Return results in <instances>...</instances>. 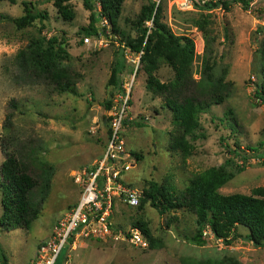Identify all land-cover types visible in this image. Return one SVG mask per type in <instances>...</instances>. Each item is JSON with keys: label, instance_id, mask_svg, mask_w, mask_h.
I'll return each mask as SVG.
<instances>
[{"label": "rangeland", "instance_id": "374dc122", "mask_svg": "<svg viewBox=\"0 0 264 264\" xmlns=\"http://www.w3.org/2000/svg\"><path fill=\"white\" fill-rule=\"evenodd\" d=\"M21 1H29L30 9L44 17L17 27L12 18L23 13ZM176 1L160 0L159 12L173 33L187 34L193 40V57L188 62L191 77L204 79L207 63L211 78L229 81L227 96L199 113L200 126L192 132H202L203 136L187 135L192 145L187 155L168 147L170 112L161 105L160 95L145 88L138 55L122 48L124 35L110 29L108 21L99 17L96 22L97 26L104 25L99 43L81 30L89 13L81 0L63 2L70 12L68 18L60 15L51 0H0V162L4 145L18 156L24 149L30 152V165L38 172L30 196L39 205L37 215L26 227L0 226L5 264H32L41 254L39 245L51 238L53 225L67 215L81 194L82 169L103 153L110 114L123 94L126 121H121L118 130L129 153L128 158L125 156L129 166L121 177L139 190L138 203L129 205L114 196L108 217L110 233L75 238V246L67 252L69 264H232L230 259L233 264H264V245H255L242 236L247 231L245 226L235 225L227 243L203 225V242L196 244L184 238L197 228L192 212L184 207L163 211L147 197L141 200L149 181L171 182L180 189L192 173L226 160L233 174L217 188L219 192L250 193L255 187L264 188V100L255 101L253 93L260 79L264 0L231 2L227 9L194 4L180 8ZM146 2L122 0L117 25L123 34L135 35L133 19ZM91 3L97 11L98 0ZM198 18L204 19V29L197 26ZM85 35L90 37L88 42L82 40ZM52 36L62 38L65 48V53L56 57L58 65L80 74L74 92L49 90L37 79L27 78L16 63L15 53L28 42L45 46V40ZM119 53L123 57L121 90L107 80ZM153 73L160 81L172 76L165 63ZM107 99L111 101L108 108L104 106ZM7 113L9 122L5 124ZM248 146L258 147V151ZM130 151L140 153V158ZM238 165L243 168L238 170ZM135 220L143 223L149 235L133 224ZM131 229H137L139 240L130 239ZM65 254L63 245L55 263L62 264Z\"/></svg>", "mask_w": 264, "mask_h": 264}, {"label": "trees", "instance_id": "16d2710c", "mask_svg": "<svg viewBox=\"0 0 264 264\" xmlns=\"http://www.w3.org/2000/svg\"><path fill=\"white\" fill-rule=\"evenodd\" d=\"M8 1L14 2V0ZM64 1L67 0H51L60 15L68 18L70 12L65 7ZM247 1L200 0V2L194 1L193 4L205 9L213 7L227 9L231 2L246 4ZM21 2L23 13L12 18L17 27L28 24L35 17H44V14L30 9L29 1ZM81 2L89 10L88 21L81 27L84 34L99 35L104 25L97 26L96 22L99 17H103L110 24V29L119 32L121 37L124 35L122 48L127 47L131 53L138 55L140 67L145 73V88L160 95L161 105L170 112L172 126L168 130L167 145L173 150H178L181 155H187L192 146L187 140V135L191 133V138L203 136L202 132H192L200 126L199 113L206 111L211 104L220 103L227 96L229 81L221 77L211 78V74L207 71L210 68L207 63L204 66L206 69L204 79L191 77L188 62L193 57V40L187 34L173 33L167 23L161 19L160 0H147L140 6L133 19L136 31L134 36L123 34L118 28L117 16L122 0H98L97 11L92 8L91 0H81ZM201 18L196 19V24L200 29H204V19ZM45 42V46L37 42H28L25 47L20 48L14 55L17 65L27 78L37 79L49 90L74 92V85L80 74L66 66L58 65L56 61V57L65 53V48L61 45L63 39L52 36ZM260 58V79L253 93L255 97L259 96L264 100V44L260 48ZM160 63H165L172 70V76L165 81H160L153 73ZM122 67L123 57L119 53L107 79L108 83L117 90L118 88L121 90L119 73ZM110 104V99L105 100L106 108ZM227 112L231 113V110L228 109ZM9 115L10 113L5 115V124L9 122ZM123 117L121 121L125 122L126 119ZM135 123L140 125L141 121L136 120ZM230 125L233 127L231 122ZM110 130L109 124L106 127V136L109 135ZM261 144L259 142L257 146L260 147ZM258 147L248 146L252 150ZM5 148L4 145V157L0 162V226L4 229L26 227L39 211V205L36 206L37 203L30 196V190L37 183L38 172L34 170L35 166L30 165L28 150L20 151L18 156L15 150L7 151ZM130 152L136 159L141 156L138 152ZM262 154L264 150L261 151ZM229 167L227 160L216 166L205 167L192 173L180 189H176L171 182L159 184L149 181L148 188L144 192L142 190L141 200L147 197L152 205H158L163 211L184 207L192 212L197 228L190 235L185 234L184 238L193 243L203 242L201 236L203 225L208 226L214 237L228 243L232 237L228 235L229 231L239 224L247 229L242 236L255 245H264V188L255 187L250 193L219 192L217 188L233 174ZM236 168L240 170L243 167L238 165ZM38 201L40 202V199ZM133 224L149 235L141 221L135 220ZM230 260L233 264L234 260ZM0 262L5 264V256L1 250ZM54 264H56L55 260Z\"/></svg>", "mask_w": 264, "mask_h": 264}, {"label": "built area", "instance_id": "2783aa9c", "mask_svg": "<svg viewBox=\"0 0 264 264\" xmlns=\"http://www.w3.org/2000/svg\"><path fill=\"white\" fill-rule=\"evenodd\" d=\"M194 1L197 0H177L175 4L180 8H191ZM97 10H99V3H97ZM101 19L106 21L103 17ZM89 39L90 37L87 35L82 38L84 42H88ZM93 39L99 43L102 40L99 35L94 36ZM125 98L126 94L125 96L123 94L119 98V103L113 106L114 109L109 117L111 130L107 136L103 153L91 166L82 169L85 177H82L83 185L80 196L67 215H64L53 225L51 238L39 245L41 254L32 264H54L55 256L63 245L67 247L62 264H69L67 252L68 249L75 246V238L103 236L110 233L111 223L108 221V217L114 196L129 205L138 203L139 190L125 183L121 177V172L129 166L125 160V156L128 158L129 153L124 149L118 130L126 106ZM255 101L260 102L262 99L256 96ZM129 237L139 240L137 229L135 231L131 229Z\"/></svg>", "mask_w": 264, "mask_h": 264}]
</instances>
